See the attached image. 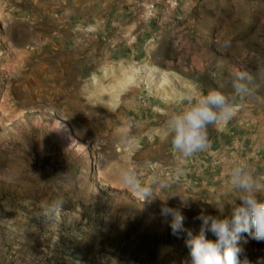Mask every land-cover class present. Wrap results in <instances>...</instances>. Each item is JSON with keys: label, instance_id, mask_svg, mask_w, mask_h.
<instances>
[{"label": "rangeland", "instance_id": "1", "mask_svg": "<svg viewBox=\"0 0 264 264\" xmlns=\"http://www.w3.org/2000/svg\"><path fill=\"white\" fill-rule=\"evenodd\" d=\"M158 4L147 56L116 58L83 92L55 61L46 0H0V264H190L187 233L172 234L161 200L193 235L202 210L230 214L236 190L208 152L231 123L264 134V0ZM240 74L254 96H235L236 115L209 127L208 149L183 159L163 134L168 116L188 94L232 96ZM124 169L157 198L143 202ZM240 245L238 264L264 258V242L242 233Z\"/></svg>", "mask_w": 264, "mask_h": 264}, {"label": "clouds", "instance_id": "2", "mask_svg": "<svg viewBox=\"0 0 264 264\" xmlns=\"http://www.w3.org/2000/svg\"><path fill=\"white\" fill-rule=\"evenodd\" d=\"M244 79V75L240 74L233 83L232 96L220 89L188 94L185 97L186 106L168 116L163 125V134L183 159L208 149L209 127L227 122L236 115L235 96H254V90L241 82ZM227 175L237 193L230 214L224 215L218 208L219 215L206 214L202 210L196 217L201 221L197 235L185 229V218L180 208L167 206L168 199L161 200V215L172 217V234L179 236L180 233H187L185 244L189 249L190 264H238V258L244 255V248L240 245L242 233L264 242V176H254L251 168L242 162H232L227 168ZM120 179L126 187L139 193L143 202L150 203L157 198L155 189L151 185H142L135 171L122 170ZM159 187L165 188L167 184L161 182ZM183 205L187 206V202ZM209 232L215 239L207 238L206 233ZM244 264H251L246 256ZM256 264H264V258H258Z\"/></svg>", "mask_w": 264, "mask_h": 264}, {"label": "crops", "instance_id": "3", "mask_svg": "<svg viewBox=\"0 0 264 264\" xmlns=\"http://www.w3.org/2000/svg\"><path fill=\"white\" fill-rule=\"evenodd\" d=\"M166 1L171 3L177 0ZM158 2L159 0H46V27L58 30L51 35V48L58 52L53 56L57 55L56 63H65L69 71L66 77L69 80L71 76L76 77L78 90H88L91 75L114 63L116 58L120 59L122 56L124 60L134 55L147 56L149 40L146 37L152 27H157L154 18L162 8ZM78 25H93L97 30L91 35L85 34L75 30ZM124 50L129 51V54L124 56ZM63 51L66 56H63ZM50 61L53 68L54 63ZM68 66L72 68L69 69ZM77 70L80 74L76 73ZM184 107L180 106L176 112ZM210 148V166L221 168L223 177L225 175L229 178L227 168L232 162L247 164L252 173L264 171V134L260 138L252 123L239 127L234 123L229 124L213 139ZM201 157L209 159L207 154ZM199 162L203 167L206 161L202 159Z\"/></svg>", "mask_w": 264, "mask_h": 264}, {"label": "built area", "instance_id": "4", "mask_svg": "<svg viewBox=\"0 0 264 264\" xmlns=\"http://www.w3.org/2000/svg\"><path fill=\"white\" fill-rule=\"evenodd\" d=\"M80 27L81 28H79V29L85 34H93L96 32L95 26H93V25H83ZM79 29L77 28V30H79Z\"/></svg>", "mask_w": 264, "mask_h": 264}]
</instances>
